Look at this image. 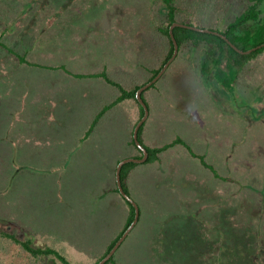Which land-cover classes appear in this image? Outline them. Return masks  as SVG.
Returning a JSON list of instances; mask_svg holds the SVG:
<instances>
[{"label": "rangeland", "instance_id": "rangeland-1", "mask_svg": "<svg viewBox=\"0 0 264 264\" xmlns=\"http://www.w3.org/2000/svg\"><path fill=\"white\" fill-rule=\"evenodd\" d=\"M9 1L6 6L14 7L15 0ZM51 1V7L65 3L66 12L77 11L65 16L78 22L72 30L62 26L65 9L42 32L35 26L37 12L33 20V11L18 13L17 5L3 12V23L13 28L11 43L33 47L29 59L44 67H19L0 51V233L31 238L37 246L60 242L73 262L87 263L120 232L128 212L118 194L98 200L99 188L109 186L115 162L132 158L136 150L129 145L125 109L107 112L86 138L101 103L113 94L102 77L87 75L104 66L94 62L102 58L93 53L95 41L104 37L101 27L91 28L86 20L92 10L103 11L99 17L107 22L124 20L127 27L130 19L144 32L153 30L152 20L161 23L166 11L159 0ZM199 1L214 5L224 25L248 5V0ZM125 7L135 11L133 17ZM262 11L264 20V4ZM80 22H85L81 29L94 31L84 40ZM110 33V48L119 43L115 66L130 74L115 79L147 80L143 64L155 65L156 55L149 64L150 54L142 62L146 49L138 60L136 34L121 26ZM206 52V47L185 49L163 74L158 94L153 91L148 121L153 129L146 144L164 146L181 137L195 151L206 147L205 159L220 178L181 145L166 151L160 163L139 166L130 190L145 214L121 249L124 264H264V52L246 65L232 93L201 77ZM3 239L0 264H30L27 253ZM252 245L263 251L254 252Z\"/></svg>", "mask_w": 264, "mask_h": 264}, {"label": "trees", "instance_id": "trees-1", "mask_svg": "<svg viewBox=\"0 0 264 264\" xmlns=\"http://www.w3.org/2000/svg\"><path fill=\"white\" fill-rule=\"evenodd\" d=\"M8 1L9 0H0V51L12 55L16 60L17 64L19 65V67L28 65L35 68L39 67L38 69H41L42 67H44L43 64L34 63V61H31V59H29L28 57L30 51L33 50V47H25L23 46V44H19L20 46L16 48L15 46L16 44L11 43L9 36L12 34L11 30L13 28L11 27V24L5 25L3 23L4 22L3 12H7V13L13 12L17 5L15 11L18 10V13L21 12L20 11L21 9H25V8H27L28 11L31 10L30 12L33 11L31 13V18H30L31 20H33L36 17L35 12H37V14H39L38 22L40 23H36L35 26H37L38 29H40V32H42L44 29H46L49 26V23H51V21H53V24H56L55 17H57L58 13L61 12L63 9L65 10L62 11L63 13L61 12L62 13L61 17H63L64 19L66 15L71 14L70 12H72V14L75 16L77 14V11L71 10L70 12H66L69 10L70 7L67 8L68 6H65V3H61L60 5L54 3L53 7H51L52 4L51 0H41L36 4H35L36 2L35 0H32V3L30 2L31 0H24V1L15 0L14 1L15 6L14 7L12 6V8L6 6L8 4ZM115 1L117 2V0ZM159 1L162 2L163 8L166 12L163 15L164 18L162 19L161 23H157L153 20L151 21L150 26L151 27L153 26L152 27L153 30L148 29V31H144V32L140 31L137 28L138 25L136 24L137 27L134 26L133 21H131L130 19L128 20V24H127L128 28L123 25L124 20L123 21L121 20L120 24L119 21L116 22V19H110L107 22V20L99 17L102 15L103 11H101V13L99 14L92 10V12L87 17L90 19L86 20L88 21V23L94 24V25L89 24L91 28H93L94 26L95 27L99 26L103 29L100 30V32L103 33L104 38L102 40L103 43L105 44L104 46L107 49L106 63L103 66L102 72L97 74H87V75H94L93 77H102L104 81L108 85H110V89L113 91L111 102L107 105H104L103 109L99 112L97 117L94 118L91 126L86 132L87 134L86 138L89 137L91 134H93L101 118L107 112H109L112 109H118V110L125 109V111L128 113V119L130 120L129 131L131 138L129 141V145L133 146V148L136 150V155L133 157L136 159H141L144 156V153L135 142L134 131L137 124L141 121V119L145 115V109L137 98V92L139 91V89H141L149 82H151L160 73V71L163 69L165 64L173 56L175 52V44L172 39V35L170 31L171 26L173 24L182 23L197 28L211 29L213 31L220 32L223 35H225L235 46H237L242 51H249L253 48H256L264 44V20L262 19V15H263L262 6L264 4V0H248L247 7L241 12V14L235 17L234 20L227 23V25L222 24L223 21L221 20V16L214 13V5H212L211 3L204 5L203 1H199V0H159ZM17 2L21 3L20 8ZM4 4H5V8H2ZM126 8L127 7H125L126 11L124 10V13L130 14L127 17L130 18L129 16L132 15L134 16L133 12L135 11ZM85 9L87 12V8ZM90 10L91 8L89 9V11ZM129 11L131 12L129 13ZM47 12H49V14ZM41 13H44L45 15H42ZM211 15H213V17ZM65 20L67 21L66 24L73 25L68 30H72L75 24L77 23L72 20L71 21L68 19ZM97 22H99V25L96 24ZM204 22H209V23L204 24ZM84 23L78 24L80 26L79 32H82L80 34L79 39L82 37L83 40L85 39V36L89 34L91 35L94 32L92 31V29L89 30L91 31V33L86 28L81 29ZM223 25L224 27H222ZM113 26L117 28H120L121 26V28L123 30H127V32L130 33V35L133 32L132 33L133 35H131L132 37L134 36V34H136L135 35L137 36L136 41L134 43L133 41H131L130 44L133 43L135 45V46L133 45L135 50L138 49L140 55L138 60L141 58V50L144 48L146 50L142 52V62H144L145 57L148 54H150L151 57H148V59H146V62H148L149 64V61H151L153 58L152 55L153 54L156 55L157 58L155 65L151 64V66H146V64H143L144 65L143 69L144 70L146 69L148 75H150L147 80L142 82V81H136L135 79L130 80V78H126V77L119 80L109 76V75H130V74H125L124 69L123 70L121 69L122 67L115 66L116 62H114L115 59H113V56L118 50L119 43L113 44L115 48L113 47L111 49L110 45L108 44L109 41H107L109 40V36L111 35L110 28ZM112 30H115V28ZM173 34L175 35V38L177 40L179 46V52L175 60L168 67L167 71L178 60L179 56L184 52L185 49L188 48L197 49L200 47H206L207 48L206 57L200 66L199 72L207 80H211V79L214 80L215 82L223 86L228 92L231 93L234 92L235 85L237 84V81L240 78V74L244 71L246 65L264 52V47H262L249 54H242L238 52L236 49H234L224 38H222L219 35H215L213 33H204L182 26L175 27L173 30ZM21 36H23V34L21 35L20 33V38ZM101 41L99 42L101 43ZM139 48L141 49L139 50ZM108 51H109V56H108ZM117 60L119 59L117 58ZM119 64L121 65L120 62ZM160 79L157 82H155L152 86H150L148 89H146L142 94V98L149 108V112H150L149 116L151 115V109H152L151 103L156 102L155 101L156 96L153 95V91L154 92L156 91V93L158 94L159 89L157 88V84L160 81ZM148 121H149V117L139 130V141L147 149L149 153V157L147 161L144 163H136V162L126 163L121 171V180H122L123 188L131 197H132V193L128 181L133 171L141 165H151L155 163H160L162 155L169 149L178 145L185 147L193 157L199 158L201 163L206 168H208L209 170L212 169L214 175L216 177H219L216 170H214V167L207 163L205 156L197 152H194L193 148H191L192 146H190L189 143L184 139H182L181 137H178L174 141L165 144L164 146L152 147L150 145H147L144 141V133L147 129ZM120 162L121 161H119L118 164ZM116 171L117 168L115 170L114 188L105 192V194H110V193L118 194L127 204L128 212L126 214L125 221L123 222V227L120 230V232L115 236L114 239L110 241V243L106 246L105 249L103 248L104 249L103 252L100 255H97L93 260H90V262L87 263L73 262L68 257V255L63 251V248H61L60 242L56 243L53 246L49 244H45L44 246H37L34 244V241L31 238L22 239L19 238L16 234L7 231L0 233V236L4 238L3 242L7 244L11 242L13 244L18 245L23 253H27L30 264H43L42 263L43 260L47 258L51 260L49 264H98L114 248V246L122 237V235L125 233V231L133 223L136 215V209L134 205L131 202H129L121 194L119 190ZM139 208H140L139 222H141L143 215L145 213L143 212L142 207L139 206ZM176 222L180 223V221H176ZM134 230L135 229H133L131 233H133ZM131 233L122 243V245L113 255V257L105 264H124V257L121 253L122 251L121 249L125 245L126 241L129 239ZM252 248L253 251L257 253L263 251L262 248L260 246L258 247L257 245L256 246L252 245Z\"/></svg>", "mask_w": 264, "mask_h": 264}, {"label": "water", "instance_id": "water-1", "mask_svg": "<svg viewBox=\"0 0 264 264\" xmlns=\"http://www.w3.org/2000/svg\"><path fill=\"white\" fill-rule=\"evenodd\" d=\"M177 26H182V27H186V28H190V29H194L200 32H204V33H213L215 35H219L222 38H224L234 49H236L238 52L242 53V54H249L253 51H256L259 48L264 47V44L253 48L249 51H242L240 50L237 46H235L225 35H223L220 32L217 31H213L211 29H202V28H197L194 26H189L186 24H182V23H175L171 26V35H172V39L174 41L175 44V52L173 54V56L171 57V59L165 64V66L163 67V69L160 71V73L151 81L149 82L147 85H145L144 87H142L141 89H139V91L137 92V98L140 101V103L142 104V106L145 109V115L144 117L141 119V121L137 124L135 131H134V139L136 144L138 145V147L143 151L144 156L141 159H136V158H129V159H125L123 161H121L117 167V182H118V187L119 190L121 192V194L129 201L131 202L135 209H136V215H135V219L133 221V223L130 225V227L125 231V233L122 235V237L119 239V241L116 243V245L114 246V248L110 251V253L104 258L102 259L98 264H105L107 261H109L113 255L117 252V250L119 249V247L122 245V243L126 240V238L129 236V234L132 232V230L136 227V225L139 222V218H140V208L139 205L136 203V201L124 190L123 185H122V180H121V171L123 166L126 163L129 162H136V163H144L147 161L148 157H149V153L147 151V149L140 143L139 141V130L141 128V126L144 124V122L148 119L149 117V108L147 106V104L144 102L143 98H142V94L143 92L148 89L150 86H152L155 82H157L161 76L166 72V70L168 69V67L171 65V63L175 60V58L178 55L179 52V46L177 43V40L175 38V35L173 34V30L175 27Z\"/></svg>", "mask_w": 264, "mask_h": 264}, {"label": "crops", "instance_id": "crops-1", "mask_svg": "<svg viewBox=\"0 0 264 264\" xmlns=\"http://www.w3.org/2000/svg\"><path fill=\"white\" fill-rule=\"evenodd\" d=\"M78 23V22H77ZM90 25H92L93 23H89ZM97 25H99V22H97L96 23ZM94 25V24H93ZM62 26H73V25H70V24H65V25H63L62 24ZM62 30H63V28H61L60 29V32H62ZM102 43V44H101ZM101 43L100 42H97V41H95V44H96V49H94L93 50V53L95 54V55H97L98 56V58L99 57H101L102 58V61L101 60H99V61H96V60H94V62H97V63H101V64H105L106 63V58H107V49H106V47L104 46L105 44L103 43V40L101 41ZM108 44H110V43H108ZM108 46V45H107ZM88 55H90L89 54V52L87 53ZM108 56H109V51H108ZM114 58H118V57H115V55L113 56V59ZM119 59V58H118ZM103 69V68H102ZM100 72H102V70H100V71H97V72H92V73H90V74H97V73H100ZM110 73V72H109ZM89 74V73H88ZM241 75V74H240ZM92 76H94V75H92ZM110 76V75H109ZM113 77H114V75H112ZM163 76V75H162ZM161 76V77H162ZM196 77H198L199 78V76H196ZM201 77H203L202 75H201ZM115 78V77H114ZM118 79V78H117ZM103 83H102V85L104 86V87H108V84L104 81V79H102L101 80ZM90 84H92V83H90ZM110 86V85H109ZM109 88V87H108ZM108 90H111L110 88L108 89ZM208 90H212V88H209ZM111 100H112V97L111 98H107L106 97V101L105 102H103V103H101V106L103 105H107V104H109L110 102H111ZM35 122H33V124H34ZM92 124V123H91ZM91 126V125H90ZM152 129H153V126L152 127H150L149 125L147 126V129H146V131H145V133H144V141H145V143H149L148 141L150 140V137H151V134H150V132L152 131ZM128 133L130 134V131H129V126H128ZM150 145V144H149ZM154 144H151V146H153ZM209 145V144H208ZM210 146V145H209ZM198 149V151H195L194 149V152H197V153H199V154H202V155H204L205 156V158H207V154H205L209 149L208 148H203V149H199V148H197ZM188 151V150H187ZM205 152V153H204ZM134 153V155H136V152H133ZM192 156V155H191ZM132 158L134 157L133 155L131 156ZM193 157V156H192ZM195 158V157H194ZM123 160H125V159H118L116 162H115V165L112 167V170H111V172L109 173L110 175H109V180H110V182H109V186H107V185H105V187L106 188H104V186H103V188L101 189V188H99L100 189V191H99V195H96L97 197H98V200H103V194H105V192H107V191H109V190H111L112 188H114V186H113V183H114V177H115V170H116V168L118 167V162L119 161H123ZM200 166H202V164L200 163ZM204 166V165H203ZM138 168V167H137ZM206 168V167H205ZM207 170H209L208 168H207ZM136 171V169L133 171V172H135ZM116 173H117V171H116ZM215 176V175H214ZM216 177V176H215ZM227 177V176H226ZM226 177H223L224 178V181H227V178ZM216 178H220V177H216ZM130 179H131V176H130V178H129V181H128V183H129V186H131V184H130ZM221 182H223V181H221ZM111 194H114V193H110V196H111ZM137 203V202H136ZM123 222L125 221V216L123 217Z\"/></svg>", "mask_w": 264, "mask_h": 264}]
</instances>
